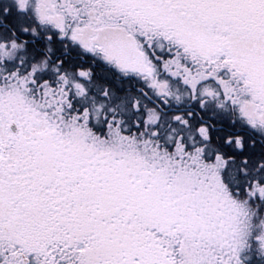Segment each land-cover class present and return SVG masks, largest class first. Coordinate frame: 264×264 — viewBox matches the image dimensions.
<instances>
[{
    "label": "snow or ice",
    "instance_id": "obj_1",
    "mask_svg": "<svg viewBox=\"0 0 264 264\" xmlns=\"http://www.w3.org/2000/svg\"><path fill=\"white\" fill-rule=\"evenodd\" d=\"M0 264H264V0H0Z\"/></svg>",
    "mask_w": 264,
    "mask_h": 264
}]
</instances>
